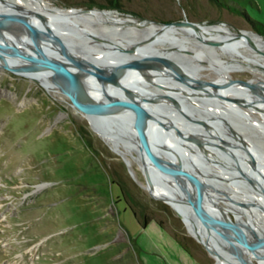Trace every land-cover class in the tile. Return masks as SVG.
I'll list each match as a JSON object with an SVG mask.
<instances>
[{
	"label": "rangeland",
	"instance_id": "rangeland-1",
	"mask_svg": "<svg viewBox=\"0 0 264 264\" xmlns=\"http://www.w3.org/2000/svg\"><path fill=\"white\" fill-rule=\"evenodd\" d=\"M45 1L62 9L112 10L117 18H133L140 28L183 21L201 26L222 25L238 36L251 32L264 39V0ZM111 5L118 9H111ZM0 6L20 20L19 11L2 2ZM129 27L132 25L123 26ZM110 34L124 36V40L138 38L134 33ZM241 37L254 47L246 49L247 54L254 52L264 58V48L244 35ZM173 38L178 39L180 35L158 37L149 49L161 50L166 63L187 62L185 49L172 55L168 53L167 44ZM190 38L196 39V35L190 34ZM203 45L208 54H217L214 44ZM236 47L232 51L238 56L243 49ZM1 55L0 51V58ZM85 55L98 59L97 54ZM237 56L229 57L228 61L238 60L240 56ZM114 58L110 57V63ZM117 61L120 64L116 65L135 64L129 55L118 57ZM103 63L109 64L106 60ZM250 64L256 69L255 74L233 72L232 78L240 83L251 81L252 88L262 91L264 86L258 77L264 78V66ZM205 75L211 81L217 79L211 71H205ZM90 85L93 86L91 82ZM158 85L155 87L158 92L151 93L147 105L123 85H115L114 91L126 97L128 104L138 106L146 115L142 118L158 130L176 158L200 167V175L211 191L215 190L214 181L226 180L236 194L230 200L239 214L259 227L264 237V204L239 195L245 190L254 199H264L257 185L246 188L239 185L243 174H248L254 182L264 181L263 159L259 158L256 164L260 166L261 176L252 169H248L250 174L244 173L236 164L228 166L214 158L199 159L198 150L208 152L204 139L193 137L199 130L208 145H216L238 159L235 149L223 142L217 144L212 135L230 142L237 134L258 154H264V135L232 112L226 114L230 121L219 122V129L206 124L197 129L189 124L181 126L178 122L182 123L186 114L210 122L220 117L212 112L220 107L193 92L181 96L169 85ZM81 87L90 90L84 84ZM162 92L168 93V97ZM85 94L91 96V93ZM176 102L194 109L196 114L174 107L172 104ZM95 109L103 120H111L108 114ZM85 114L86 107L64 90H47L36 81L0 69V264H214L206 249L187 231L175 207L151 188L142 167L134 163L130 169L115 152L111 140L96 131ZM147 132L151 140L161 141ZM214 195L216 202L224 205L223 196L219 192ZM230 217L234 219L233 215ZM143 219H147L144 226Z\"/></svg>",
	"mask_w": 264,
	"mask_h": 264
},
{
	"label": "bare ground",
	"instance_id": "bare-ground-1",
	"mask_svg": "<svg viewBox=\"0 0 264 264\" xmlns=\"http://www.w3.org/2000/svg\"><path fill=\"white\" fill-rule=\"evenodd\" d=\"M12 3L25 8L32 14L38 15L39 17H41L42 21L47 19L50 22H56L59 26L65 25L67 28H70L74 32L88 37L91 40V47L94 49V51H97V55L98 58H100V61L106 60V62L110 63V61L112 60H110V57L114 56L118 59V57L121 58L122 56L128 55L131 58L135 59V64L127 65L125 67H116L117 65L114 66L110 64H106V66L110 67L112 71L115 72L124 73L128 71L130 73L131 77H124L123 75H121V78L114 80L112 83L114 84V87L115 85H123L126 89L136 94L139 97V100L144 103V105L148 104V98L150 97L151 93L158 92L155 87L158 84L164 83V85H169L175 88V91L178 92L179 95L181 94V96L183 94H187L186 92H188V94L193 92L199 97L208 98L214 104V106L220 107L218 108V110L212 109V112L218 114L220 117H216L210 122L206 120L203 121L197 115L186 114L187 118L182 120V123L177 121L181 126L189 124L192 128L197 129L200 126L203 127V124H206L209 128L214 126L219 129L221 128L219 127V122L225 121L227 123L228 121H230L228 118H226V114L228 112H232L243 118L242 120L244 121V123L252 126V128L258 134L264 135V91H259L256 89L257 92H254L252 91L254 88H252L251 86V81L240 83L233 80L232 78L233 72H248L251 74H255L256 69H253L250 63H259L264 66V58L262 56H260L259 54H255L254 52H251L249 54L246 53V49H253L254 47L251 46V44H249L247 40L241 37L244 35L252 41L256 42L261 48H264V39L260 38L258 35L251 32H244V34H239L240 36H238L230 31L227 27L222 25H192L191 27L184 25L166 27L147 25L140 28L139 26L141 25H139L133 18H117V15L113 13H103L100 11L79 13L75 10L62 9L56 6H51L45 0H16L12 1ZM18 16H20L19 18H21L24 27L26 24L27 26L29 25V19L20 14ZM114 20L116 21L115 23ZM79 22H81L82 24H80ZM125 24H131L132 27L124 29L123 26ZM89 30L95 35H93L94 37L87 33V31ZM100 32H117L121 34L134 33L138 38L124 40V36H122L108 41L101 36H98ZM0 34H5V31L0 29ZM175 34L180 35V38H173V41L170 40V43L167 44L169 46L167 51L170 55H172L181 52L182 49H185L184 52L187 53L185 54L187 62L175 64L166 63L164 62V54L160 52L161 50L152 51L149 49V45H152L156 38L161 36L170 38V36H174ZM190 34L196 35V39L190 38ZM236 39H238L239 41H235ZM203 43H211L212 45L214 44V51L217 54L214 56L208 54L205 51ZM115 45H118V47H116ZM236 46H241V48L243 49V51H241L238 56L234 51H232V48H235ZM116 49L120 51H118V54H113ZM108 56L110 57L107 58ZM235 56H240V58L230 63L228 61V58ZM115 58L112 63L120 64L119 61H117V59ZM74 59L79 61H86L90 64L99 62L97 61L98 59L84 60V58L80 56H75ZM172 66L180 68L185 79L194 81L195 83H199L200 87L192 89L185 86L184 83L178 81L176 77H174ZM3 69L11 71L12 73L19 76H24L31 81H36L47 90L61 89L60 86L53 80L19 64L10 62ZM62 69L69 70L67 66ZM71 70L78 76L77 79L80 82L78 84V86H80V92H83L84 94L87 92L88 94L91 93V96H89V98L94 100L93 102H91V104L98 105L93 106L94 108L92 106H86L85 118L89 121L91 126L96 131L106 135L111 140L115 152L125 160L130 169H132L134 163L138 164V166L141 167L139 157L137 156V154L133 153L134 151H136V143L129 124L119 113L113 110H109L107 106H103L102 95L89 84V82L79 70ZM205 71H211L217 76V79L215 81H211L210 79H208L209 77L205 75ZM58 73L63 77L64 73ZM139 74L146 75L143 78H132ZM96 76L102 80L105 77L100 74H97ZM258 80L260 84L264 86V78L260 76L258 77ZM82 84L87 86L91 91L89 90V92L85 89H82ZM162 93L164 94V96L168 97V93ZM112 94L117 96V98L113 100V104L117 106V108H125L138 115L140 118H142V116H146L140 111L137 105H134L132 102L128 104L129 101L127 102L125 100L126 97L124 99V96L122 97L120 93L113 92ZM172 105L183 110L185 109L192 114L195 113L194 109L184 107L185 104L183 105V103L176 102ZM97 107L101 109L103 108L101 111L108 114L111 117V120H103L100 117V112L95 109ZM152 120H154L156 124L161 125V123L155 118ZM162 129L165 130L163 127ZM196 132L198 134L193 135V137L195 138L196 136V138H199L200 141L204 139L203 141H205V144H202H204V147L207 150L206 152H208L204 153L202 151L199 152L198 150L199 154H197V158H214L215 161L218 160L228 166L236 164L235 166L237 167V169L243 168L242 170L244 173L250 174L248 169H252L256 174L261 176L258 171V167L260 166H257L256 164L259 158L263 159L264 161V154L261 152H259L258 154L252 149L251 146H246L245 143L240 140L239 137H237V134L234 135V138H232V141L230 142L212 135V138L217 144H219V142H223L224 144H226L225 146L237 151V155L239 158L235 159V157H232L227 153L221 151L222 149H220L216 145H208L203 133L199 130ZM145 138L147 152L151 156H156L157 158L166 161V157L161 146H159V144L157 145V143L154 144V142L159 141L151 140V137L148 134L147 130H145ZM177 156L182 158L181 155ZM176 159L183 165V167L187 170L192 178L197 179V184L199 187L205 188L206 190H208V192L210 191L209 184L200 175L201 169L199 166L189 163L188 161L183 162L178 158ZM182 159L186 160L184 158ZM147 164L159 170L160 172L171 173L168 169L161 167L160 162L158 161L156 163L148 161ZM145 176L148 178L151 188L161 193L164 196L165 200L175 207L177 212L186 222V227H188V230L190 231V233H192L190 224L192 226H195L194 224H196L193 223L195 221V212L194 206L191 202L186 188L176 183L170 184L166 181H162L158 176L150 173L145 174ZM240 180H242V182H239V185L251 187L253 186V184L258 185V183H260L264 189V181L254 182L252 178L248 177V174H243ZM213 183L215 186L221 187L220 189H215V193L216 191L219 192V194L223 196L221 198H223L224 200V205L216 203L217 206L225 210L226 214L229 217L233 215L234 219H231L232 223L234 224L235 222L236 226L240 229L238 230V234L241 238V241L234 239L235 244L238 246H243V244H251L247 232L241 228V225L236 223L246 222L250 224V222H248L246 218H244V216H241L239 214L237 206L230 200V198L236 196L234 190L231 189L227 181L222 178H219L218 182L214 181ZM209 194L212 196L214 193L212 194L210 191ZM239 195H242L243 198H248L251 197L252 194L248 191H242ZM214 198L216 197L214 196L213 199ZM257 199L261 204H264V199L262 197H257ZM262 216L264 217V213H262ZM254 229L263 242L264 237L262 235V231H260L259 228L255 226ZM192 234L195 233L193 232ZM195 235L198 236L197 234ZM250 261H252V264H264V259L260 256H255L254 258H248L242 261H238L235 264H251Z\"/></svg>",
	"mask_w": 264,
	"mask_h": 264
},
{
	"label": "water",
	"instance_id": "water-1",
	"mask_svg": "<svg viewBox=\"0 0 264 264\" xmlns=\"http://www.w3.org/2000/svg\"><path fill=\"white\" fill-rule=\"evenodd\" d=\"M1 2L19 11L20 15L29 19L30 23L28 26L26 24L24 27L21 18H19L20 20L18 21L9 15V13H6V10L0 6V29L5 31V34H0V51L3 55L0 58V69L5 68L10 62L19 64L53 80L62 90L67 92L82 106H98L97 104L92 105L91 102L94 100L90 99L89 96L83 92H80V86H78L80 82L77 79L78 76L71 69L79 70L89 84L91 82L95 90L102 95L103 106H107L109 110L119 113L129 124L136 143V154L139 157L144 175L150 173L165 179V181L170 184L176 183L186 188L195 212V221L193 223L196 224H194L195 226L190 224L191 232H194L198 236L190 233L188 227H186V229L190 235L206 249L212 257L214 264H235L238 261L254 258L255 256H260L264 259V241L262 242L257 235L254 225L251 222L250 224L252 226L246 222H236L247 232L251 242L249 245H236L234 239L241 241L238 234V230H240L239 227L236 226L235 222L234 224L232 223L231 218L226 214L225 210L217 206L216 200L213 199L208 190L198 186L197 179L192 178L183 165L174 157L175 155H173L167 142L158 130L133 112L122 107L117 108V106L113 104V100H115L117 96L112 94L115 92L114 88L116 87H114L112 82L121 78V75L124 77H131L128 71L124 73L112 71L110 67L106 66L108 63H103V61L99 60L100 58H98V60L96 59L99 62L95 61L96 63L93 64L74 59L75 56H80L84 58V60H92L87 58L85 54H98L97 51H94L91 47V40L88 37L74 32L65 25L59 26L56 22H50L47 19L42 21L41 17L32 14L15 3L7 0H0V3ZM71 10H75L79 13L100 11L103 13L115 14L112 10ZM79 23L82 24L81 22ZM175 25L191 27L193 24L181 21L164 24L162 27ZM60 28L63 31H60ZM88 32L92 37L95 36L90 30ZM109 34L110 33L100 32L98 36L108 41L117 38ZM116 47H118V45ZM109 64L116 66V64L113 63ZM65 66H67L69 70L62 69ZM125 66L127 65H117L116 67ZM172 70L174 71V77H176L178 81L196 88L200 87L199 83L185 79L180 68L172 66ZM58 72L65 73L62 77ZM97 74L105 77L102 80L96 76ZM145 75L146 74H139L132 78H143ZM252 91L257 92L255 89ZM99 109L102 110L103 108ZM145 130L150 131L154 137H159L161 139V142L159 141L157 143L164 151L166 161L156 156H151L147 152L145 145ZM148 161L155 163L157 161L160 162L161 167L168 169L171 173L160 172L149 166L147 164ZM214 187L215 189H220V187ZM257 187L264 193L262 185L258 183ZM178 215L186 226L184 219L179 213ZM259 230L261 231L260 228ZM248 231L252 234L254 240L250 238Z\"/></svg>",
	"mask_w": 264,
	"mask_h": 264
},
{
	"label": "flooded vegetation",
	"instance_id": "flooded-vegetation-1",
	"mask_svg": "<svg viewBox=\"0 0 264 264\" xmlns=\"http://www.w3.org/2000/svg\"><path fill=\"white\" fill-rule=\"evenodd\" d=\"M240 186H241L242 188L245 187V186H243V185H240ZM245 188H246V187H245ZM210 191H211V190H210ZM243 191H245V190H243ZM211 193H212V194H213V193L215 194V190L211 191ZM216 193H217V191H216ZM214 194L212 195V197L215 196ZM241 197H242V195H241ZM248 198H251L253 201L260 203L259 200L257 199V197H256V199H254L255 197L253 198V196L251 195V197H248ZM230 199L233 200V198H230Z\"/></svg>",
	"mask_w": 264,
	"mask_h": 264
},
{
	"label": "trees",
	"instance_id": "trees-1",
	"mask_svg": "<svg viewBox=\"0 0 264 264\" xmlns=\"http://www.w3.org/2000/svg\"><path fill=\"white\" fill-rule=\"evenodd\" d=\"M110 8H111V9H118L117 6H115V5H111ZM89 9H90V8H89ZM146 223H147V219H143V222H142L143 226H144Z\"/></svg>",
	"mask_w": 264,
	"mask_h": 264
}]
</instances>
